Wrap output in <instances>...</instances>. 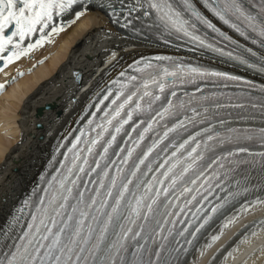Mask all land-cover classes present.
<instances>
[{"label":"snow or ice","instance_id":"6c2138e0","mask_svg":"<svg viewBox=\"0 0 264 264\" xmlns=\"http://www.w3.org/2000/svg\"><path fill=\"white\" fill-rule=\"evenodd\" d=\"M76 2L77 0H0V54L11 53L12 49L19 47L27 37L44 33L45 29L53 24L54 16L61 15ZM199 2L204 11L197 7L194 0H183L182 9L173 7L172 0H145L148 7L144 14L151 15L155 12L166 28L229 57H233L231 51L225 53L212 43L205 45V40L197 34L199 23L218 33L225 41L236 43L231 36L221 31L205 12L242 37L246 36L249 30L256 33L262 38L261 43H264V0H259L257 14L249 10L248 5H251L252 0ZM137 7H144L140 0H135L131 10ZM189 16L193 19H189ZM58 30L54 26L51 27L53 32ZM41 40L36 43H41ZM247 52L255 55L252 49H247ZM233 58L248 64L240 55ZM145 67L153 68V65L147 64ZM260 70L264 71V67ZM208 76L225 77L233 81L240 79L220 72L173 64L171 70L168 67L161 69L159 65L155 66L153 71L148 73L147 80L140 86L133 85L127 93L123 91L124 86H121L122 90L111 100V106H114L111 112L104 113L105 123L96 125V128L100 129L96 136L82 140L81 137L85 136L82 132L68 148L71 156L66 155V163L61 164L64 171L58 177L53 176L48 182V188L43 190L44 197H38V203L34 205L35 211L29 213L31 222L26 224V231L18 238L20 242L11 246L14 251L0 253V264H125L123 253L128 251L129 242L133 241L135 251L132 255L136 259L130 264H142L140 256L144 245L140 241L144 239L146 228H151L150 221L159 226L161 221L157 217L178 215L168 209L176 207L183 212L192 201L200 202L197 196L206 200L212 188L221 187L222 181L226 179V173L220 170L246 162L239 158L241 154L249 152L243 146L229 151L226 156L205 162V151L211 150L216 144H239L242 140L252 139L250 130L243 128L225 127L224 133L215 128L205 129L204 140L190 136L178 145L169 141L159 147L162 141L168 140L170 132L186 126L185 119L193 121V116H200L201 119L192 124L195 127L197 124L210 123L214 118L210 107L201 104V101L209 102L207 96H189L185 101L176 102L179 100L176 91L179 85L195 84L198 78ZM130 79L136 81L137 77L132 76ZM196 91H200L199 87ZM111 95L112 92L109 91L100 103H104ZM169 96L176 100L169 99ZM157 102H160L159 109H153ZM211 103L217 108L223 106L218 100ZM233 106L244 107L243 104ZM180 108L184 109V119L177 120L162 136L158 135L146 151L137 153L133 158V153L144 141L145 134L153 129L157 118L164 119L166 116L176 115ZM144 111H152L153 114L146 122L147 127L138 132L136 139L129 137L132 147H121L110 154L117 136L124 131V126L133 120L134 113ZM189 111L192 115H188ZM88 123L91 125L93 121ZM218 123L225 125L223 120ZM139 127L140 125L136 124L131 131L137 132ZM109 128H113L114 133L109 132ZM104 133H108L110 139L105 138ZM260 134L264 140V128L260 130ZM81 143L85 147H78ZM170 146L173 148L171 154L162 159L161 153L167 152ZM158 147L159 150L156 151ZM112 156H117L118 160L112 159ZM113 168L115 175L111 174ZM89 185L93 187L90 188ZM129 196L132 199H129ZM181 197L184 198L183 207L174 203ZM25 206H29L28 201H25ZM19 211L23 212L24 209ZM212 211L215 212L216 209L213 208ZM16 220L18 218H14V222ZM137 220L144 223L137 224ZM132 224L136 227L129 226ZM152 232L155 234L156 229L152 228ZM156 255L159 257V253ZM144 264L156 262L148 261Z\"/></svg>","mask_w":264,"mask_h":264},{"label":"bare ground","instance_id":"6f19581e","mask_svg":"<svg viewBox=\"0 0 264 264\" xmlns=\"http://www.w3.org/2000/svg\"><path fill=\"white\" fill-rule=\"evenodd\" d=\"M194 2L204 11L199 0ZM205 15L221 31L231 36L236 41L235 45L252 49L264 59V50L244 41L242 36L210 13L205 12ZM144 21L148 30L165 40L166 33L155 23L152 15H146ZM54 27L59 29L58 32L50 29L40 33L32 39L35 42L30 45L34 46L19 55L18 62H12L0 70V82L8 83L4 90L0 89V244L9 241L13 245L19 238L20 232L12 233L23 216L19 210L25 201L38 202V197L43 196V189L57 169L53 170V164L61 147L84 110L106 85L145 56H196L181 47L128 36L113 27L108 18L94 8L68 12ZM37 40H41V43L37 44ZM127 47L133 48L130 52H123ZM42 58L44 62L47 60L46 64L39 62ZM197 58L203 61L209 59L207 56ZM110 62L111 65H108ZM34 63L36 67L32 66ZM104 67L105 71L98 74ZM262 104L264 106V101ZM46 105L51 109L46 110ZM211 114L214 116V113ZM53 115H58V125H55ZM16 119H19L20 132L14 128ZM230 123L264 125V117L225 121V125ZM37 124L41 125L40 129L35 127ZM216 124L220 125L218 122ZM45 179V185L40 190ZM239 190L236 187L229 198L216 204L221 209L230 208ZM262 217L264 206L235 215L197 252L195 259L189 257L187 264H201L241 226ZM14 218L18 220L14 222ZM204 226L202 219L186 228L183 238H179L175 245V252H180L187 242H193ZM262 227L263 230H260ZM254 228L242 233L245 235L235 241L239 243L250 235L224 264H264V224L256 230ZM216 230L217 227L211 235ZM254 230L260 231L252 236Z\"/></svg>","mask_w":264,"mask_h":264},{"label":"rangeland","instance_id":"374dc122","mask_svg":"<svg viewBox=\"0 0 264 264\" xmlns=\"http://www.w3.org/2000/svg\"><path fill=\"white\" fill-rule=\"evenodd\" d=\"M132 48L133 47H127V48H125L124 49V51L123 52H130L131 50H132ZM47 63V60L43 63V64H46ZM43 64H41V66L43 65ZM108 65H111V62L110 63H108ZM107 65V66H108ZM40 66V65H39ZM106 66V67H107ZM106 67H104L103 69H101L99 72H98V74L99 73H101V72H104L105 71V69H106ZM37 68H35L32 72H34L35 70H36ZM32 73H30V74H27V75H31ZM27 75H25V76H27ZM24 76V75H23ZM23 76H21V77H23ZM83 92H85V90L84 91H82L81 92V94H83ZM82 96V95H81ZM81 96H79V97H81ZM54 117H53V121H54V123H55V125H58L57 124V121H58V115H53ZM56 116V117H55ZM63 119V118H62Z\"/></svg>","mask_w":264,"mask_h":264}]
</instances>
